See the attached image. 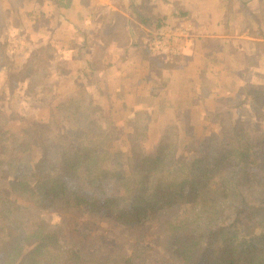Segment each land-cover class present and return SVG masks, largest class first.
Here are the masks:
<instances>
[{
	"label": "trees",
	"instance_id": "trees-1",
	"mask_svg": "<svg viewBox=\"0 0 264 264\" xmlns=\"http://www.w3.org/2000/svg\"><path fill=\"white\" fill-rule=\"evenodd\" d=\"M261 5L259 12H248L264 29V1ZM56 57L49 49H36L22 67L14 69L18 82L27 87L35 80L37 92L50 90L47 95L57 103L48 121L28 123V140L13 145L20 155L6 162L0 159V167L7 164L19 170L6 180L10 193H23L44 207L52 198L69 193V185L87 170L88 183L100 189L103 179H116L126 205L121 208L116 198L102 197L100 189L89 197L73 191L75 199L87 210L114 215L120 223L141 222L178 205L182 211L170 224L169 240L182 264H264V137L252 139L247 128L248 123L264 122V84L244 86L240 99L223 104L219 115H214L219 118L218 128L194 139L188 157L176 155L175 126L168 127L153 153L146 154L142 144L148 138L149 117L141 111L126 121L125 152L111 148L119 132L105 102L96 101L83 87L63 100L54 96L58 81H50L49 74ZM0 63L11 69L6 41H0ZM10 135L0 132L3 152L11 144ZM62 147H70L75 159H69ZM107 151L119 157L115 170L102 167ZM3 213L2 218H7L9 212L3 209ZM51 236L43 218L29 229L7 232L4 238L10 241L0 245V264H47ZM29 242L33 246L26 250ZM129 259L111 263L132 264Z\"/></svg>",
	"mask_w": 264,
	"mask_h": 264
},
{
	"label": "crops",
	"instance_id": "crops-1",
	"mask_svg": "<svg viewBox=\"0 0 264 264\" xmlns=\"http://www.w3.org/2000/svg\"><path fill=\"white\" fill-rule=\"evenodd\" d=\"M263 1L0 0V41L22 59L18 68L47 46L57 55L50 81L61 78L58 66L69 80L61 96L83 87L107 104L117 125L145 112L155 145L175 126L178 145L186 146L218 128L214 115L240 99L242 87L264 84V29L248 12ZM162 26L189 30L171 58L145 46Z\"/></svg>",
	"mask_w": 264,
	"mask_h": 264
},
{
	"label": "rangeland",
	"instance_id": "rangeland-1",
	"mask_svg": "<svg viewBox=\"0 0 264 264\" xmlns=\"http://www.w3.org/2000/svg\"><path fill=\"white\" fill-rule=\"evenodd\" d=\"M2 29L3 26H0V36L3 32ZM2 39L4 40V38ZM40 43L41 41L37 44ZM9 44L8 47L15 43L9 42ZM39 49L48 51L47 46ZM11 56V69L2 68L0 63V132L8 131L11 133V144L6 146L5 152L2 151L4 147L0 144V159L4 162L20 155V152H14L12 149L13 145L18 142L28 140L26 138L28 123L31 121H48L49 111L57 103V100L47 95L50 90H44L43 94L37 92L35 80L32 79L31 84L27 87L16 80L19 75L14 69L18 67L22 59L15 53ZM41 56L46 57L44 54ZM36 64L39 65L40 62L36 61ZM55 70L57 72L55 77L60 75L61 78H57L54 96L63 100L66 95L59 97L58 94L61 95L65 92L70 85L69 80L64 78L63 72L65 70L63 68L58 66ZM55 115L60 118L58 110ZM253 118L254 116H252ZM258 122L254 125L248 123L249 127L246 126L249 128L252 139L255 137L262 140L264 122L263 120ZM116 123L119 124L117 121ZM119 125H117L119 136L114 139L111 148H118L126 152L127 144L125 143L124 132L127 124L125 122L123 126ZM154 138L155 133L142 144L146 154L153 153L156 149ZM193 140L189 138V144L183 146V144L178 145L177 139L176 155L188 157L193 148ZM61 149L67 151V154L70 155L69 159H75L71 156V151L69 152L70 147H62ZM110 152L107 151L103 156L102 167L115 170L119 157L110 155ZM126 160V158L122 160L125 167L127 166ZM7 166V164H3L0 167V245L6 246L7 241H10L4 238L7 232L29 229L33 222L43 218L47 221L48 230L52 235L48 244L47 264H113L111 260H119L122 257H129L132 264H182L179 258L173 254L169 240L170 224L176 220L182 211L178 205L170 206L147 218L145 217L141 222L120 223L114 215L109 216L96 209L87 210L81 200L75 199L76 196L73 191H80L79 194H84L87 197L90 194L99 193L100 187L97 188L88 183L89 171L85 170L76 182L74 181L69 185L71 189L69 193L52 198L46 206L40 207L34 202H30L29 197L23 193H10L6 188V180L15 177L19 170H11ZM101 184L102 197L116 198L117 202L121 204L119 205L121 208L126 205L125 201L122 200V191L116 179L107 177L103 179ZM3 195L7 199H3ZM3 209L9 212L6 214L7 218H2L5 216ZM26 244V250L33 246V242Z\"/></svg>",
	"mask_w": 264,
	"mask_h": 264
},
{
	"label": "built area",
	"instance_id": "built-area-1",
	"mask_svg": "<svg viewBox=\"0 0 264 264\" xmlns=\"http://www.w3.org/2000/svg\"><path fill=\"white\" fill-rule=\"evenodd\" d=\"M188 32V28L183 26H162L145 39L146 49L150 53L171 58L178 52V42L182 41L187 35H189Z\"/></svg>",
	"mask_w": 264,
	"mask_h": 264
}]
</instances>
